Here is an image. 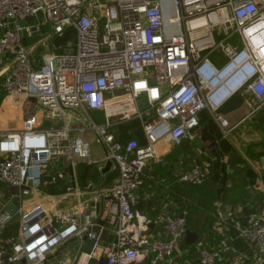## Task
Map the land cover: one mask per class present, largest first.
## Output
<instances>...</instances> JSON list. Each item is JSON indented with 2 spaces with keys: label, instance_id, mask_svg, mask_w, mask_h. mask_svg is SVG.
Returning <instances> with one entry per match:
<instances>
[{
  "label": "built area",
  "instance_id": "built-area-1",
  "mask_svg": "<svg viewBox=\"0 0 264 264\" xmlns=\"http://www.w3.org/2000/svg\"><path fill=\"white\" fill-rule=\"evenodd\" d=\"M31 17L34 21L28 22ZM71 32L75 39L61 47L50 40L51 50L40 63L26 45L35 34L63 39ZM234 38L239 45L230 42ZM218 51L227 58L222 68L210 59ZM4 59L10 67L3 92L35 101L62 125L45 128L34 114L21 127L0 131V186L19 189L18 199L61 187L68 168L76 172L80 163H93L87 132L97 136L101 162H112L119 178L94 199H113L102 212L113 242L103 243L108 227L91 215L78 224L71 213L49 219L42 207L34 217H23L16 238H2L13 221L8 205L0 211V264H46L69 240L85 233L95 240L92 252L83 254L88 260L175 264L186 219L168 217L169 239L152 238L149 219L135 209L138 190L148 161H163L156 146L164 140L178 145L194 139L200 113L209 111L221 127L219 109L242 88L257 99L258 107L264 105V0H0ZM96 112L102 122L93 116ZM150 112L155 117L143 125L145 146L136 139H116L117 122L144 121ZM207 179L193 168L180 180L201 186ZM66 191L74 187L70 184ZM240 235L264 253L262 219L251 220ZM228 251L226 239L212 249L200 243L199 259L192 264L224 263Z\"/></svg>",
  "mask_w": 264,
  "mask_h": 264
},
{
  "label": "crops",
  "instance_id": "crops-1",
  "mask_svg": "<svg viewBox=\"0 0 264 264\" xmlns=\"http://www.w3.org/2000/svg\"><path fill=\"white\" fill-rule=\"evenodd\" d=\"M37 36L42 35L35 34L26 39V45L33 51L37 43L34 38ZM230 42L239 45L236 38ZM210 59L218 68H222L227 62L224 53L219 51L212 53ZM37 60L39 63L42 61ZM8 61L0 60V92H3L1 83L5 71L10 67ZM31 102L35 104V101ZM35 105V114L43 122V127L61 126L46 127L45 122L57 119L51 116L52 112ZM11 106L10 112L12 110L14 115L16 111L21 110L15 104ZM219 112L224 117L221 127L209 111H203L199 115L200 126L195 131L194 139H185L178 145L164 140L156 146L163 161L160 164L148 161L143 183L138 190L139 201L135 209L149 219V234L152 238L168 240L165 220L168 217H185L187 220L181 207L184 201H194V206L198 207L189 212L192 228L187 231L196 232L199 241H206L210 249L220 240H228L229 264H264V253L240 235V229L247 226L251 220L260 218L264 221V105L258 107L257 99L247 88H242L225 101ZM22 116L21 114V117L14 118L9 114L4 122H0V131L13 128L8 126H18ZM93 116L102 122L100 113H93ZM154 117V112H150L144 121L136 118L132 121L117 122L113 128L116 139L121 142L136 139L141 146H145L147 138L143 125ZM9 118L14 119L9 121ZM211 138H215V141ZM91 158L93 160L92 154ZM102 158L103 156L93 160L92 164L80 163L76 172L68 168V178H71L70 184L74 187L72 192L63 189L61 184V188L57 187L63 190L60 194H48L47 190L42 189L20 198L21 209L25 210L24 216L33 209L42 207L52 218L58 214L71 213L76 223L81 224L85 215H91L100 225L108 227L102 212L106 206L113 203V199L105 197L99 202H94V199L100 191L108 190L116 183L119 170L113 165L114 167L104 174L103 169L108 162L102 163ZM81 164L93 165L98 170L99 177L95 179L90 175L87 179L81 178ZM193 168H200L207 175L204 186L193 187L181 182V176ZM8 190V195L0 191V211L8 205L10 207L15 199L10 189ZM199 203L202 206L198 205ZM32 205L34 207L28 209ZM36 212L37 210L34 213ZM19 215L16 214L13 219ZM73 240H69L60 249L58 256H50L46 264H101L102 258L88 260V257L83 255L85 253L81 252L84 245ZM113 240L114 232L108 227L103 235V243L110 244ZM182 242L185 243V236L177 247L175 264H191L192 256L180 249Z\"/></svg>",
  "mask_w": 264,
  "mask_h": 264
},
{
  "label": "rangeland",
  "instance_id": "rangeland-1",
  "mask_svg": "<svg viewBox=\"0 0 264 264\" xmlns=\"http://www.w3.org/2000/svg\"><path fill=\"white\" fill-rule=\"evenodd\" d=\"M50 40H52L51 43L56 44V38H51L50 36L46 35V36H37L36 38H34V41L37 42L36 43V48L33 51V54L35 56L36 59L41 60L43 58L44 55L48 54L51 50L49 42ZM50 48V50H49ZM15 98V99H14ZM11 104H15L16 106H18L21 110L20 111H16L15 115L12 112H10V108L12 107ZM42 108V107H39ZM6 109H9L8 111ZM37 107L33 102H29L28 100L24 99V98H18V97H8L7 95L5 96V98L2 100V102L0 103V122H4V119L7 118V116H10L14 118H19L21 117V114L23 115V119L20 122V124L18 126H8V127H13L10 128V130H15L19 127H21L22 123L27 120L30 116H33L35 114ZM37 112V111H36ZM51 116L53 118H56L57 120H48L47 122H45L46 127L49 126H57V125H62V121L57 118L55 116L54 113H51ZM68 119L71 118L72 119V115L71 114H67ZM14 118H9L8 120L11 121ZM70 119V120H71ZM8 121V122H9ZM5 128H7V126H5ZM86 138L90 143V147H91V154L93 157V160L98 159L99 157L103 156V149H102V145L100 144L97 136L93 133V132H87L86 133ZM0 191L4 192L5 194L8 195L9 190L8 188L6 189V187H0ZM27 197V196H25ZM29 203V202H27ZM34 207L33 205L30 206L28 209ZM38 208V207H37ZM35 209H33L32 211H30V213L34 212ZM24 212L23 214H20L19 216H17L15 219H13V221L10 223L8 229L11 230V232L13 233V229L15 226L20 225L21 228V222H22V218L24 216ZM28 213V214H30ZM48 215V214H47ZM49 219H54V217H50L48 215Z\"/></svg>",
  "mask_w": 264,
  "mask_h": 264
},
{
  "label": "trees",
  "instance_id": "trees-1",
  "mask_svg": "<svg viewBox=\"0 0 264 264\" xmlns=\"http://www.w3.org/2000/svg\"><path fill=\"white\" fill-rule=\"evenodd\" d=\"M75 34L74 32L72 33H68L63 39H57L56 40V45L58 47H61L63 46L68 40H74L75 39ZM6 94L4 92H0V103L2 102V100L5 98ZM81 178H84V179H87L88 177H91L90 175H92V178H95L97 179L99 177V172L98 170L93 166V165H88V164H81ZM206 184V183H205ZM205 184L201 185V186H204ZM190 185V184H189ZM2 186V185H1ZM0 186V187H1ZM193 187H201V186H194V185H191ZM4 187V186H2ZM61 188V187H60ZM47 193L48 194H52V195H55V194H60L63 192L62 189H59V188H56V187H49L47 189ZM201 203H199L198 205H200ZM202 206V205H200ZM196 207L198 206H194V201H184V204L183 206L181 207L182 208V211L184 212V214L187 216V220H186V225H187V229L188 228H192L191 227V221H190V218H191V213L189 212H192L193 209H195ZM187 211V212H186ZM20 232V225L18 226H15L14 229H13V233L11 232V230L7 229V231L5 232V234L3 235L2 238H16L18 236ZM0 241H1V238H0ZM221 241V240H220ZM219 241V242H220ZM200 243H203L204 246H206L207 248H209L207 245H206V241H203V240H200L198 241L195 245L193 246H188V245H185L184 242L181 243V250L182 252H187L188 254H190L193 258V260H190V263H194L196 262L198 259H199V256H200ZM219 243H216V246H218ZM215 246V247H216ZM210 249V248H209ZM177 256V252L175 254V257ZM228 257V253H227V256ZM228 259V258H227ZM227 259L224 263H220V264H229L227 262ZM146 264H150L149 262H145ZM184 262H182L183 264Z\"/></svg>",
  "mask_w": 264,
  "mask_h": 264
},
{
  "label": "water",
  "instance_id": "water-1",
  "mask_svg": "<svg viewBox=\"0 0 264 264\" xmlns=\"http://www.w3.org/2000/svg\"><path fill=\"white\" fill-rule=\"evenodd\" d=\"M28 22H33L34 19L28 18L27 19ZM212 134V133H211ZM212 141H215V138H211ZM263 166H264V159H263ZM113 163L112 162H108L105 169H103V173L105 174V172L109 171V169L113 168ZM70 181L71 178H68V180H64L62 181V187L63 189L67 190L70 187ZM11 195L15 196V199L13 200V202L11 203L9 209H7V213L9 215H11L12 217H14L21 209V203L20 200L17 198L18 194H19V189L16 190H10ZM34 215V212L30 213L26 219H29L31 216ZM80 242L81 244H83V248L81 250L82 253L85 254H90L95 246V240L91 239L89 236V233H85L84 236L82 238L79 239H74L73 242ZM199 241V235L196 232L193 231H186L185 234V243L188 246H193L195 245L197 242ZM59 253H57L55 256H58ZM47 263V262H46ZM23 264H26V261L23 262ZM101 264H105V258L101 259Z\"/></svg>",
  "mask_w": 264,
  "mask_h": 264
},
{
  "label": "clouds",
  "instance_id": "clouds-1",
  "mask_svg": "<svg viewBox=\"0 0 264 264\" xmlns=\"http://www.w3.org/2000/svg\"><path fill=\"white\" fill-rule=\"evenodd\" d=\"M231 88H232V86H231ZM231 88L227 87V88L225 89V93L228 94L229 92H231ZM228 98H229V97H228Z\"/></svg>",
  "mask_w": 264,
  "mask_h": 264
}]
</instances>
